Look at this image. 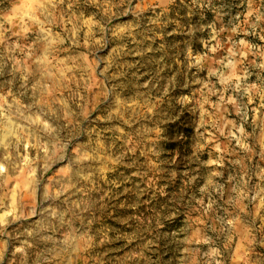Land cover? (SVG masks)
<instances>
[{
  "label": "rangeland",
  "instance_id": "obj_1",
  "mask_svg": "<svg viewBox=\"0 0 264 264\" xmlns=\"http://www.w3.org/2000/svg\"><path fill=\"white\" fill-rule=\"evenodd\" d=\"M0 264H264V0H0Z\"/></svg>",
  "mask_w": 264,
  "mask_h": 264
}]
</instances>
